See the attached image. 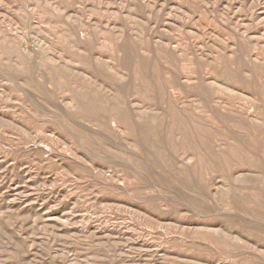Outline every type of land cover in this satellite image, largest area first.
Wrapping results in <instances>:
<instances>
[{
  "label": "rangeland",
  "instance_id": "rangeland-1",
  "mask_svg": "<svg viewBox=\"0 0 264 264\" xmlns=\"http://www.w3.org/2000/svg\"><path fill=\"white\" fill-rule=\"evenodd\" d=\"M0 264H264V0H0Z\"/></svg>",
  "mask_w": 264,
  "mask_h": 264
},
{
  "label": "bare ground",
  "instance_id": "bare-ground-1",
  "mask_svg": "<svg viewBox=\"0 0 264 264\" xmlns=\"http://www.w3.org/2000/svg\"><path fill=\"white\" fill-rule=\"evenodd\" d=\"M124 46V45H123ZM105 58V57H104ZM167 68V67H166ZM98 76V75H97ZM249 78V77H248ZM202 91V90H201Z\"/></svg>",
  "mask_w": 264,
  "mask_h": 264
}]
</instances>
